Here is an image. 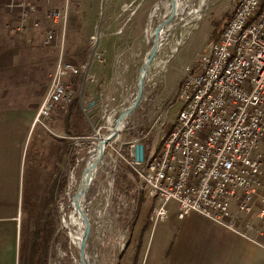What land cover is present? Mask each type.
Wrapping results in <instances>:
<instances>
[{
  "label": "built area",
  "instance_id": "built-area-1",
  "mask_svg": "<svg viewBox=\"0 0 264 264\" xmlns=\"http://www.w3.org/2000/svg\"><path fill=\"white\" fill-rule=\"evenodd\" d=\"M118 1H121L119 12L112 13L110 18L117 20L127 9L129 15L135 13L138 3L131 8L130 2ZM263 2L236 0L217 40L210 41L202 50L195 67L185 68L176 94L182 107L161 139L159 149L147 154L143 151L141 161L129 156V146L141 141L135 136L141 127V117L135 116L140 103L126 125L127 132L110 165L112 173L104 192L108 196L116 195L115 173L129 170L133 178L128 176L125 192L145 193L157 201L150 211L152 225L166 218V204L173 200L178 218L194 212L264 248L251 236V232L262 234L264 226V194L258 190L263 159L258 143L264 138ZM1 7L10 12L17 9L16 25L13 27L8 22L7 32L22 33L30 21L39 29L40 46L54 47L60 52L33 121L53 134L44 122L53 119L57 107L70 103L73 84L69 77L86 70L85 81L92 80L88 64L76 66L61 56L66 23L75 8L70 0H10ZM57 32L60 38L55 44ZM90 40L92 56L100 61L98 35ZM157 120L164 122V117L159 115ZM127 133L132 136L126 137ZM84 135L70 138L77 144ZM119 161L125 168H119ZM240 211L245 217L252 216L243 221L242 230L237 228ZM255 220L260 221V228L255 227Z\"/></svg>",
  "mask_w": 264,
  "mask_h": 264
},
{
  "label": "rangeland",
  "instance_id": "rangeland-1",
  "mask_svg": "<svg viewBox=\"0 0 264 264\" xmlns=\"http://www.w3.org/2000/svg\"><path fill=\"white\" fill-rule=\"evenodd\" d=\"M13 1L18 2L19 0ZM102 1L103 5L101 7ZM129 1L126 0L125 2L129 3ZM138 1L139 0H132V2H130L132 4L131 8L132 6L134 7ZM161 1L163 0H159L154 4ZM235 1L236 0H206V6L202 10V17L192 22L190 28L182 27L177 23V26L173 32H171L170 36L159 40L160 44L158 50L151 61V63L153 61L154 63L149 67L146 74L142 99L135 113L136 118L139 119L141 117V127H139L137 132H141V143L143 144V151L145 154L148 152L154 153L159 149L161 139L170 129L179 109L182 107V102L177 99L176 94L185 74V68L195 67L198 56L202 50L206 48L210 41L217 40L216 38L222 26L230 16ZM70 2L75 8V12L66 23L64 50L61 52V56L64 61L70 62L76 66L88 64V75L92 77L91 81H85L84 79L86 70L81 71L74 82V78H69V80L74 84L72 89L74 92L73 97L75 96V92H79L78 95L82 99H86L87 103L93 101L94 104L88 106V104H85L82 100V114H77L75 119H71V124L66 117L63 119L64 122H67L68 128L71 126L73 132L76 134H85L84 137H86L78 141L77 144H71L72 154L70 156L65 155L64 158L61 156L56 158L55 156L53 157L54 159L51 158L48 162L41 163V169H45L46 171L39 170V174L36 173L34 175L40 177L44 175L47 179L40 181L39 178L33 179L34 185H32L31 189L26 190V195L20 197L17 229V254L19 252V264H21L24 249L27 248L26 243L29 237L27 233L33 229L35 219L40 212L41 198L45 196L43 198V204L45 205V200L49 198V190L47 189L56 177L57 171H59V186H61L56 192L57 199L55 209L57 221L53 218L49 221L50 225L47 227V232H49L51 226L54 225L56 227L55 234L58 237L54 243L52 255H47V264H78L76 262L78 251L68 238L66 231L61 227V220L64 215L62 212L67 213L65 220L69 226L68 211L70 212V209L67 208V206L69 203L68 193L70 189V175L71 173L77 174L78 171L83 170V162L87 156V151L91 147H94L95 140L91 138H93L95 132L99 130V136L106 134L107 119L109 116L114 115L121 107L119 105L123 102L125 97L128 96L130 89L136 84L139 67L146 53L144 30L148 23L149 13L154 4L144 13V21H142L141 24L140 20H138L140 15L138 19H134L135 22L136 19L138 20V22H136L137 29H141L140 42H138L136 35H133V37L131 36L128 40L129 47H125L123 46L124 43L121 45L120 42L123 41L122 36L126 27L132 25L133 18V16L129 15L130 11L128 9L124 11L125 18L123 20H115L109 17L107 18L106 13L109 4L111 2H116V0H70ZM193 2H198V0H194ZM8 3H10V0ZM119 5L120 3H118L113 10L116 14L119 12ZM135 9L136 11L138 9V13H141V6L139 7L138 5ZM7 10L5 9L6 12L4 15L3 10L0 12V18L2 17L1 19L5 21L4 28L0 31V42L3 43L2 41H4L5 38L6 44H8L9 40H13L15 35H25V44L36 45L38 47L37 51L43 53L44 59L47 54L48 61H44V69H46V63H48V70L52 74L60 52L54 47L43 48L40 46L39 29L33 27L30 21L27 24L26 30L22 33L7 32L6 25L8 22H10L13 27L16 25L17 9H14L12 12ZM111 11L112 10H110V12ZM102 14L103 17L100 23L99 20ZM59 26L60 24L57 25V28ZM99 28L101 31L100 40L104 45L101 48L98 47L102 55L100 61L94 59L92 56L93 44L90 40L95 30L97 31ZM129 28L131 29L133 27L130 26ZM30 29H34V35H31L29 32ZM59 34L60 32H57L55 44L58 43L60 38ZM178 41L180 43L176 46L175 43ZM175 47L177 48L176 51L172 52ZM4 55H9L7 59H11V52L6 51ZM33 55L34 62L31 61L29 67L31 70L33 69V71H38V66H41L40 63H37L39 54L33 52ZM3 66L5 67V65ZM79 78H82V80H78ZM5 90L6 89L3 91ZM2 95L3 101L4 98H7V92H3ZM7 101L8 100L4 101L3 104H6ZM68 104L64 105L63 108ZM58 108L60 107H57V109ZM37 110L38 108L35 111V115ZM159 115L164 117V122L157 120ZM53 121L54 119L44 122V124L54 135L58 136L62 133L53 127ZM35 126L37 127L34 131L32 127L28 134L23 148L22 156L26 160L25 168H28L29 162L36 158V156L31 155L33 147L32 140H34L35 133H37L40 128L47 132V130L39 124ZM2 132L3 136L9 134V131ZM126 132L127 129L122 133L123 139ZM47 133L50 134V132ZM50 136L51 141L55 140L53 138L54 136ZM129 136H132V134L127 133L126 137ZM75 145H78V147L73 151ZM258 146L263 156L259 175L260 187L258 190L259 192H264V138L259 140ZM113 148L116 150L117 146L114 144ZM106 152L109 153L111 151L108 150ZM125 156L128 157L127 154ZM104 157L106 159L107 156L105 155ZM44 159L45 158H43V160ZM51 161L54 163L51 164ZM57 161L59 162L56 165L55 162ZM53 165L54 168L57 167L58 169L56 172L54 171L55 173L53 172ZM119 168H125L123 162L119 163ZM103 170L104 168L101 166L99 171L101 172ZM111 170L112 166H109L103 171L101 176L100 173L98 174V178L93 180L87 190L88 203L86 200L83 201L86 203V213H84L89 221V234L85 247L88 263L149 264L154 252V243L163 225L160 221L152 225L149 220L151 208L157 204V201L150 199L147 194L143 193L141 194V200L139 202V197L135 200L127 193L122 194L121 191H119L116 180L123 179L127 174L133 178L129 170H122L115 173L114 192L117 194L113 197L111 195H106L104 189L107 187V180L110 179L109 175L112 173ZM130 183L132 184V182ZM176 207L175 201L170 200L167 202L166 210L168 212V218H174L176 216ZM237 218L244 219V212H238ZM74 229L78 230L82 237L79 226ZM25 236L26 238H24Z\"/></svg>",
  "mask_w": 264,
  "mask_h": 264
},
{
  "label": "crops",
  "instance_id": "crops-1",
  "mask_svg": "<svg viewBox=\"0 0 264 264\" xmlns=\"http://www.w3.org/2000/svg\"><path fill=\"white\" fill-rule=\"evenodd\" d=\"M158 1L139 0L137 2L139 7L141 6V13H138L137 9L136 13L132 15V25L130 26L133 28L126 27L123 38L121 37L123 39L120 42L121 45L124 43L123 46L129 47L128 40L133 35H136L138 42H140L141 29H137L136 22L140 20L141 24L144 21V13ZM8 2L9 0H0V12L3 10V15L7 8L1 7V5ZM120 2L116 0V2L109 4L106 13L107 18H110L111 12ZM129 2H132V0ZM102 5L103 1L101 7ZM110 10L112 11L110 12ZM139 15L140 18L138 19ZM102 17L103 14L100 16V23ZM124 18L125 14L118 19L123 20ZM135 18L138 19H136V22L134 21ZM0 22L1 31L4 28L5 21L1 19ZM29 32L31 35L35 33L34 29H30ZM94 35H98V47H103L104 45L100 40V28L97 31L95 30ZM25 38V35H15L14 39H10L8 44H6L5 38L2 41L3 43L0 42V264H19L17 229L20 197L26 195V190L31 189L34 185L33 179L39 178V181L47 179L44 175L41 177L34 175L39 174V170L46 171L41 169V163L48 162L55 156L56 158H59V156L64 158L65 155L70 156L71 153H67V141L73 144L74 141L70 137L82 136V134L73 132L71 126L68 128L67 122L63 121L66 117L71 124V119H75L77 114L75 112L72 115L67 114V106L58 108L53 117V127L62 134L59 133L60 135L56 136L54 133L49 134L40 128L35 133L34 140H32L31 155L36 156V158L29 162L28 168H25L26 160L22 156L23 148L32 127L33 131L37 127L36 124H33L35 111L47 90L51 74L47 63L46 69H44V61H48L47 54L44 59L43 53L37 51L38 47L36 45L25 44ZM132 40L134 41L133 38ZM6 51L11 52V59L6 60L4 55ZM33 52L39 54L37 63H40L41 66H38V71H33L29 67L31 61L34 62ZM4 89L6 90L3 91ZM3 92H7V98L2 101ZM6 100H8L7 103L3 104ZM82 100L85 104L91 106L90 101L87 103L86 99L79 97L81 106ZM81 110H83V107ZM2 131H9V134L3 136ZM50 135L54 136L55 140L51 141ZM135 136L141 138V133L136 131ZM43 158L45 159L43 160ZM53 161L50 163L53 164ZM58 162H55L56 165ZM57 170V167L54 168L53 165V172ZM128 176L129 174L124 176L125 180H129ZM125 186L124 184L123 188L120 189L117 185L119 191L127 193L135 200L139 197L138 201L140 202L141 193L130 194L128 191L125 192ZM261 194H264V192H261ZM245 219L250 220L252 216H247L237 222L239 230L243 229ZM160 222L163 225L154 243V252L149 264H264V248L194 212L186 214L183 218H178L176 207L174 218H168L167 212L166 218ZM254 225L256 228L261 227L258 220L254 221ZM251 236L264 245V226L262 227V234L257 236L255 232H251Z\"/></svg>",
  "mask_w": 264,
  "mask_h": 264
},
{
  "label": "bare ground",
  "instance_id": "bare-ground-1",
  "mask_svg": "<svg viewBox=\"0 0 264 264\" xmlns=\"http://www.w3.org/2000/svg\"><path fill=\"white\" fill-rule=\"evenodd\" d=\"M193 1L194 0H178L174 16L160 32L157 43L158 45L157 50L160 44L159 40L161 38L165 39L166 37L170 36L171 32H173V30L177 26V23L182 27L190 28L192 22L197 21L202 17V10L206 6V0H198V2L195 3ZM170 9H171V5L169 0H163L152 7L148 18V23L144 32L146 53L152 47L156 20L168 14L170 12ZM179 43H180L179 41L175 43L176 46H178ZM176 49H177L176 47L173 48L172 52H175ZM153 63L154 61L150 63L149 67H151ZM73 93L74 92L72 90V96ZM128 95L129 96H127L126 104H124L123 107L121 106L117 111L115 110L116 112L114 113V115L108 117L106 134L99 136L98 135L99 130H98L93 135V138H91L95 140V143L93 145L94 147H91L87 151V156L85 158V161L83 162L84 163L83 170L78 171L77 174L71 173L70 175V189L68 193L69 203L67 206V208L70 209V212L68 211L69 226L67 225L65 220L67 217V213L62 212L64 215L62 216L61 227L66 231L68 238L72 242L73 246L77 249V251L80 247L82 237L79 231L75 230L74 228L79 226V229L81 230V234L83 235L84 221L81 218V214L85 215L86 213L85 211L86 203L83 201L86 200V202L88 203L87 201L88 191L83 189V185L90 179V177H92V175L99 172V168L101 166H103L105 170L107 167H109L114 163V160L118 155V150L121 146V143L124 141V139L122 138V133L127 129L126 122L121 118H119V113L122 111L123 108H126L130 105L131 99L133 97V92L132 93L130 92ZM114 144L117 146L116 150L113 148ZM108 150L111 151L109 152L110 154L106 152ZM105 155L107 156L106 159L104 157ZM103 171H101L100 176L103 173ZM76 262L78 263V257L76 259Z\"/></svg>",
  "mask_w": 264,
  "mask_h": 264
},
{
  "label": "trees",
  "instance_id": "trees-1",
  "mask_svg": "<svg viewBox=\"0 0 264 264\" xmlns=\"http://www.w3.org/2000/svg\"><path fill=\"white\" fill-rule=\"evenodd\" d=\"M8 57L9 55L6 56V60H8L7 59ZM76 77L77 76L69 77V78L70 79L74 78L73 79V82H74L76 80L75 79ZM78 80L81 81L82 78H79ZM78 93L79 92L77 93L75 92V96L73 97L71 102L67 105V114L69 115H72L73 112H75L76 114H80V112L82 111L81 110L82 106L79 101L80 96L78 95ZM70 145H71L70 141H67V149H68L67 153L69 152L72 153L71 151L72 148ZM59 181L60 180H59V171H58L56 174V177L53 179V182L50 184V186L47 189L49 190V198L45 200V205H44L43 198L45 196H42L41 201H40V212L38 213L35 219V223H34L35 225L33 229L29 231V233H27L29 235L28 240H27V248L24 251L21 264H47V255L48 254H50V256L52 255L54 243L56 242L58 236L55 234L56 227L54 225L51 226V229L49 230V232H47V227L48 225H50L49 221L52 218L57 221V213L55 209V204H56V199H57L56 198L57 189H60L61 187L59 186L60 184ZM116 182L120 189L123 188L124 184H128V182L125 180V177L121 180H116Z\"/></svg>",
  "mask_w": 264,
  "mask_h": 264
},
{
  "label": "water",
  "instance_id": "water-1",
  "mask_svg": "<svg viewBox=\"0 0 264 264\" xmlns=\"http://www.w3.org/2000/svg\"><path fill=\"white\" fill-rule=\"evenodd\" d=\"M169 2L171 5L170 12L164 15L163 17H161L160 19L156 20L155 27H154V39H153L152 47L146 53L139 67L136 84L130 89L131 90L130 92L131 93L133 92L131 103L128 107L123 108L122 111L119 113V118L124 120L126 122V125L131 120L135 108L138 106V104L140 103L142 99V93L144 90V82H145L146 74L148 72L150 63L153 60L157 52V46H158L157 43H158L160 32L175 14V9L177 7L178 0H169ZM126 102H127V96L125 97L123 102L120 104V106L123 107V105L126 104ZM89 104L93 105L94 102L91 101ZM128 153L131 158H134L137 161H141L143 158V144L138 143V144L129 146ZM98 173L92 175V177H90V179L83 185L84 190L86 191L88 190L92 180L95 178V176ZM81 218L84 221V231H83L80 247L78 249V264H89L87 261L86 254H85L86 240L89 234V221H88V218L83 214H81Z\"/></svg>",
  "mask_w": 264,
  "mask_h": 264
}]
</instances>
